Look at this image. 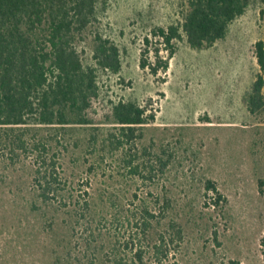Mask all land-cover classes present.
I'll use <instances>...</instances> for the list:
<instances>
[{
	"label": "rangeland",
	"instance_id": "1",
	"mask_svg": "<svg viewBox=\"0 0 264 264\" xmlns=\"http://www.w3.org/2000/svg\"><path fill=\"white\" fill-rule=\"evenodd\" d=\"M187 1L108 0L97 27L119 47L122 67L119 76L99 78L93 115L99 123L38 132L47 157L57 155L68 189L75 196L86 191L91 207L80 216L42 202L36 156L23 153L9 163L0 153V264H113L111 253L131 264L137 246L130 245L132 214L140 204L135 194L158 215L152 241L166 231L174 240L161 261L152 245H142L144 264H264V108L252 113L247 105L257 75L264 78L256 56V43L264 44V2L252 0L212 48L197 51L174 41L168 59L159 31L180 21ZM91 39L88 34L78 43L87 62ZM119 99L155 114L136 144V163L155 167L144 172L151 177L144 182L128 173L122 153H108L104 145L112 128L101 121ZM164 149L172 155L163 156L168 165L160 171L156 161ZM207 180L225 202H210ZM172 223L181 239L173 236Z\"/></svg>",
	"mask_w": 264,
	"mask_h": 264
},
{
	"label": "trees",
	"instance_id": "2",
	"mask_svg": "<svg viewBox=\"0 0 264 264\" xmlns=\"http://www.w3.org/2000/svg\"><path fill=\"white\" fill-rule=\"evenodd\" d=\"M251 2L188 0L180 21L169 26L167 31H159L169 50L168 59L175 53L174 41L185 40L197 51L212 48L227 36L231 24L245 13ZM107 3L108 0H0L1 156L9 163H15L23 153L35 155V182L40 200L56 205L57 210L69 207V213H80V216L91 207L88 197H84L89 194L85 191L79 199L80 194L75 196L73 190L68 189L58 171L57 155L47 157L48 144L38 137V132L42 127L60 131L71 125L99 123L93 116L100 95L99 78L102 74L119 76L122 67L119 47L97 27ZM88 34L92 37L90 62L83 58L78 46ZM256 56L261 71H264L262 41L256 43ZM141 66L145 67L146 63ZM162 67L167 69L168 61L163 62ZM263 88L264 78L259 73L247 97L252 113L264 108ZM110 104L101 121L112 128L103 140L107 152L122 153L128 173L142 178V182L145 178L151 179L144 172L148 170L151 174L155 167L136 163V144L143 128L155 121V114H148L146 108L133 101L119 99ZM91 128L97 130V127ZM91 140L98 143L96 132L91 133ZM171 155L165 149L162 151L156 161L162 167L160 171L168 165V159L165 161L163 156L170 158ZM205 191L212 194L208 198L214 205L225 202L215 182L207 180ZM134 198L140 204L132 214L134 235H131L130 245L137 246L132 248L131 264H144L142 245H152L149 250L161 261L159 255L166 256L167 245L174 240L166 231L152 241L154 222L159 223L158 215L137 194ZM166 207L167 204H162L160 208L163 211ZM112 217L114 221L118 220L116 214ZM75 222L78 224L79 218ZM171 228L174 229L173 236L181 239V228L174 223ZM89 234L94 235L93 231ZM98 236L101 233L95 236L96 241ZM111 254L114 257L109 262L124 264L115 253ZM93 256L97 258L95 252Z\"/></svg>",
	"mask_w": 264,
	"mask_h": 264
}]
</instances>
